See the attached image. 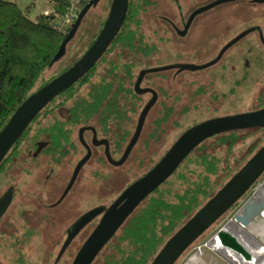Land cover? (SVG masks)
<instances>
[{"label": "trees", "instance_id": "trees-1", "mask_svg": "<svg viewBox=\"0 0 264 264\" xmlns=\"http://www.w3.org/2000/svg\"><path fill=\"white\" fill-rule=\"evenodd\" d=\"M68 1L45 0L43 8L32 18L28 10L35 0L25 6L16 0H0V129L30 93L57 74L53 72L39 81L71 27L70 23L59 24ZM87 1L83 0L81 7ZM156 4V0H129L125 19L105 53L36 114L1 160L0 170L20 151L24 138L35 149L41 143L42 151L56 164L76 154L72 128L100 108L107 112L103 102L110 96L108 87L114 77L122 78L116 72L131 62L130 56L141 57L146 12ZM157 46L158 39L153 35L149 53L155 52ZM113 47L118 50L117 59L104 60V70L100 72L98 63ZM83 85L88 88L85 92ZM255 136L253 129L244 128L241 134L231 131L219 136L212 142L215 147L211 150L205 140L199 143L128 215L110 239V249L105 251L102 264H149L166 239L242 165L246 157L240 158L239 152ZM258 144L250 145V153ZM234 161L237 165H233Z\"/></svg>", "mask_w": 264, "mask_h": 264}, {"label": "rangeland", "instance_id": "rangeland-1", "mask_svg": "<svg viewBox=\"0 0 264 264\" xmlns=\"http://www.w3.org/2000/svg\"><path fill=\"white\" fill-rule=\"evenodd\" d=\"M207 1L210 2L212 0H156L157 4L152 5L151 8H149L146 12L145 21L147 22V28H145V33H149L151 40L153 39V35L158 37L157 32H165L166 26L170 28V24L167 21L168 18L174 19L178 24H180L181 14L186 17L191 12V10L197 8V5H202ZM110 2L111 0H99L96 4H93L89 8V10L83 16L74 36L68 41L64 55L55 62L50 63V65L40 75L39 81H43L53 72H61V69L71 64L83 53L102 26V23L107 16ZM241 3L242 0H225L198 13L190 31L184 36L176 34V32H174L173 28L171 27L168 31L169 38L165 40L167 41L165 44L167 50L165 49L166 51L164 52L166 53L169 51L174 53L176 51L177 56L187 62L195 63L204 61L209 56H211L212 52L216 51L220 42L222 39H224V21L231 22L232 20L237 21L239 19L240 15L239 12H236V9H241ZM42 5V0H36L34 4L29 7L28 11L32 18H34L35 15L43 8ZM249 10V8H245L244 15H248ZM208 18L211 19V24H203ZM208 28L211 29L212 36H206V31ZM209 41L211 42L209 43ZM230 55L231 53L228 54V57ZM117 56L118 50L113 47L112 50H109L108 53H106L105 58L98 63L97 69L99 68L100 72H103L101 71L104 70L105 63L103 61L109 58L115 60L117 59ZM162 61L163 60H160L159 58L157 59L156 56L150 63L157 65ZM224 63L225 64L223 65L222 62H220L216 65H211L209 68H206L215 79L218 88L223 92V103L222 105L216 104V109H220L219 112H230L232 110L248 109L251 107L257 108L260 104H263V84L259 82L257 85H255L252 81V78H248L243 84L241 82L239 83L240 86H236V84H238L237 81L231 82L226 80V76L229 77L233 71L229 61L225 60ZM167 74L168 76L164 80L159 79L160 82L165 85L178 86L179 83L183 82L185 77L181 75L176 83H172L170 82L171 72ZM204 74L205 70L191 73L190 76H194L197 80V83H199L201 80H206L207 77H205ZM115 78L116 77H114L112 84L108 87L112 90L113 95H117ZM185 89L189 88L185 87ZM164 99L165 101L163 102H166L167 104L173 103L170 106H174L175 110L170 112L169 115L167 114V118H164V120H161V122L158 123L157 120L160 118L159 114L162 110L161 107H165L163 106V103L160 104L157 102L154 104L153 108H151L145 119L137 142L133 146L130 155L123 164L113 165L105 161L104 155L101 151L100 178L102 180L99 188L101 191H103L102 197L105 199V201H110L128 183L132 182L134 179L139 177L142 172L150 168L154 162L164 153L165 149H167V144H169L175 138V136L185 127V125L215 113V104L213 103V105L211 103V97L204 92L195 95L191 102L188 98L183 99L182 101H178V99V102H173L172 94ZM193 101L197 102L198 106L200 105L197 107L198 111L195 114L190 113L189 118H182L183 115L181 110L187 103H193ZM179 117L181 119L180 125L176 123ZM248 128L253 129L256 133V136L252 143L245 147L243 152H239V157L243 158L245 156L246 159L252 154V152L250 153L249 149L250 145L252 146V144L255 142V144L259 143V146L264 141V127L257 128L253 126ZM243 131L244 129H238V133L240 134ZM220 134L223 135V133ZM219 136L221 135H214L213 137L207 138L205 140V143L209 145V150L215 147H212L211 144L212 142L214 143V141H216ZM22 142L23 146L21 147L20 151L13 155L12 158L5 164L4 168L0 170V194L10 182L15 185L18 192L15 200H13V203L7 209L5 218L0 223V242L3 238H8L14 235L13 232L17 225L15 221H17L19 217L23 216L18 214L22 211H25V215L29 217V220L34 224V227L37 228L36 231L44 229L47 232L49 238H52V241H55V236L59 238L63 232L59 231V225L63 226L71 222L83 210L82 207L84 202L80 198V195L84 194L79 192L84 190V193L87 194L92 190V188H94L91 186L92 178L90 179V175L94 172L96 162L93 157L88 161V163L79 172L76 181L73 184L72 191L67 196L68 199L63 203L62 206L50 211V222L42 221L40 220L39 214V210L42 205L39 197L40 184H36L35 179L33 178L44 179V174L49 173V171L48 168L45 169L46 166L44 167L42 156L40 157L39 155L37 157H33V151L35 148L29 146V143L25 138L22 140ZM82 151L83 149L80 147L75 155L72 157L70 156V158L65 159L59 164H56L57 167L56 171H54V174L57 175L58 180L61 182H59L58 187H55L56 191H53L56 192L53 194V199H55L58 193L63 189L65 182L71 175L73 164L81 155ZM118 155L119 153L116 156ZM240 158L237 161H240ZM246 159H244V161ZM234 164L237 165L236 161L233 162V165ZM241 164H239L237 167H239ZM263 180L264 175L260 176L256 180L257 183L249 188L236 203H234L219 218H217V220L212 223V226L208 228L209 230L206 229L198 238H196L194 241V246H190L189 249L183 252L177 258L174 264H230L225 258L207 247L205 242L209 239L216 228L218 229L228 219L235 218L244 203L257 191L260 185H262ZM95 189H97L95 192L99 190L98 188ZM95 192H90L87 197L91 196L90 198L93 199L94 195H96ZM90 198H87L85 204L90 202ZM38 201H40L41 205ZM93 225L94 223L87 226L72 242L68 248V256L63 260V264H65L66 261H71L75 251L86 238L89 231H91L90 229ZM246 230L251 234L254 233H252L251 230ZM41 232L43 236H37L38 234L36 235V259L40 260V256H42V264H52L49 259L57 249V245L47 238L46 234H43V230ZM48 239L50 242H46ZM41 240L45 241L48 246H41ZM109 244L110 243L108 242L100 250L92 264H102L105 251L110 249ZM39 247L44 249H39ZM39 254L40 256L38 257ZM0 264H7V262L6 260L2 262L0 259Z\"/></svg>", "mask_w": 264, "mask_h": 264}, {"label": "flooded vegetation", "instance_id": "flooded-vegetation-1", "mask_svg": "<svg viewBox=\"0 0 264 264\" xmlns=\"http://www.w3.org/2000/svg\"><path fill=\"white\" fill-rule=\"evenodd\" d=\"M208 2L209 1L204 2L202 5L207 4ZM202 5H197V7L202 6ZM240 6H242L241 9H236V12H239V15H240L237 21H234V20H232L231 22L224 21V29H223L224 39H222L216 51L212 52L211 56H209L204 61L195 62V64H204L206 62L211 61L219 54V52L221 51L224 45L226 44L228 45L224 48V50L222 51L221 55L219 56L217 60L209 63L208 65L201 66L198 68L180 67L182 63H194V62H187L179 58L176 54V51L174 53L169 52V51L165 53L164 51L167 50L165 46L167 41L165 40L169 38L168 31L170 30L171 27L173 28L174 32H176V34L180 36H184L188 34L197 14L210 7L196 13L187 26H186L187 19L189 17V14L192 12V10L186 17L181 14L180 24H178L174 19L168 18L167 21L170 24V28L166 26L165 32H157L158 46L155 52L149 53L148 49H149V42H150L151 37L149 33L147 34L144 32L143 41H142L143 45L141 49V57L138 58L137 54L134 56H130L131 62L128 65H126L125 68H123L121 71L116 72V74L119 77H124L121 79L118 78L116 80L117 95H113L112 90L108 88L109 89L108 92H110V96L109 97L107 96L108 100L103 102V108L107 109V112H103V111L101 112L102 108H100L98 112H93L87 115L86 119L78 123V125L75 128H72V131L74 134L73 141L75 142L77 151L79 150L80 147H82L83 149L81 155L78 157L76 162L73 164L72 172L79 158L82 157L89 148L91 150V154L89 158L84 162L79 172L88 163V161L93 157V159L96 162V166L94 167V172L91 173L90 175V179L92 178L91 186L94 187L92 188L90 192H93V191L95 192V190H97L95 188H98L99 190L95 192L96 195H94L93 199L90 198L91 196L87 197V195L90 192L87 194L84 193V190L79 192L81 194H84V195H80V198L84 202V205L82 207L83 210L71 222L63 226L59 225V231H63V232L59 238L55 236V239H54L55 241H52L53 239L49 238L47 232L44 229H42V226H41V229L43 230V234L44 235L46 234L47 238H49L55 245H57V249L54 251V253L51 255L49 259V261L52 264H63L64 263L63 260L65 259V257L68 256V248L72 244V242L76 239V237L87 226L92 225V223H94V225L90 229L92 231V229L96 226V224L100 220L103 212L108 207V205L111 202H113L116 199V197L120 194V192L129 184L128 183L124 188H122V190L119 191L110 201H105V199L102 197L103 191H101L99 188V185L102 180L100 178L101 151L104 155L105 161L113 165H120V164H123L127 160L132 149L130 150L128 156L122 163L114 164L113 162H110L106 156V153H105L106 143L97 142V140H100L101 138H106L108 141L107 145H108V149H109L111 156L114 159H119L121 155L123 154L125 147L136 128L137 120H138L139 114L144 104L154 95V93L156 94L155 101L149 108L146 114V117L149 111L151 110V108H153L154 104H156L157 102L160 104L163 103L164 104L163 106L165 108L161 107L162 110L159 114L160 118L157 120L158 123H160L161 120H164V118H167V114L169 115L170 112L175 110L174 106H170L173 103L167 104L166 102H163L165 101L164 98L170 96V94H172L173 102L174 101L176 102L178 99H179L178 101H182L183 99H186V98H188L189 101L191 102V100L194 98L195 95H197L198 93L204 92V93H207L211 97V103L215 104V105L213 104L215 113L210 114L208 117L199 119L197 121H194L192 123H188L187 125H185V127L175 136V138L169 144H167V149L174 142V140L182 133V131H184L185 129H187L189 126H191L192 124L196 122L202 121L206 118L213 117V116L232 114L236 112L257 109V108L264 106V103H263V104H260L259 107L257 108L251 107L248 109L232 110L230 112H219L220 109H216V104L222 105L223 92L218 88V86L216 85L215 79L209 73L208 69H206V68L211 67V65H216L220 62H222V64L224 65L225 64L224 61L226 60L230 62V65L233 71V73H231L229 77L226 76V80L231 81V82L237 81L238 84H236V86H240L239 83L242 82L243 84L248 78H252V81L255 85H257L260 82L264 86V0H242V3L240 4ZM245 8L250 9L248 11V15H244ZM240 12H243V13H240ZM203 24L210 25L211 19L208 18ZM206 36H212V31L210 28H208V30L206 31ZM235 37L237 38L233 40V38ZM210 42L211 41H209V43ZM230 53L231 55L228 57V54ZM156 56H157V59L159 58L160 60H163V61L157 65H155L154 63H150L152 59L155 58ZM139 59L141 61H138ZM167 64H174V65L164 68V69L148 70L144 72L142 75L140 84H139L140 87L144 88V90L142 92H138L136 90L135 82H136V79L141 69H146L151 66L167 65ZM204 70H205L204 75L205 77H207L206 80H201L199 83H197L196 78L192 75L190 76L191 73H196L199 71L201 72ZM170 72H171L170 82L176 83V81L178 80L179 77H181V75L185 76L183 82L179 83L178 86L165 85L161 83L159 79L164 80L168 76L167 73H170ZM122 85H126L127 87H123ZM185 87H188L189 89H185ZM82 90L83 92H85L88 90V88L85 85H83ZM133 91L134 93H132ZM82 95L84 94L82 93ZM199 106L197 102L195 101H193V103H187L181 110L182 115H183L182 118L184 117L189 118L190 113L195 114L198 111L197 107ZM179 119L180 117L176 121L178 125H180V121H181V119L180 120ZM82 126L83 127L85 126V128L83 129L84 142H82L79 138V129ZM254 127L259 128V127H264V125L263 126L259 125V126H254ZM244 128H248V127H243L241 129H244ZM238 129L239 128H233V129L221 131V132H218L216 134L206 137L204 140H206L207 138L213 137L214 135L216 136L222 135L220 133H223V135L231 131L238 133ZM94 135L96 137H94ZM41 145L42 144L39 143L37 149L33 151V157H37L39 155L40 157L42 156V162L44 164V167L46 166L45 169L48 168L49 173L44 174V179H41V178H33V179H35L36 184H40L39 197H40V201L42 204L41 205L40 201H38L39 204L41 205V208L39 210L40 220L49 221L50 211L52 209L59 208L68 199L67 196L72 191L73 184L75 183L79 172L76 178L74 179L73 183L67 190V192L63 194V191L65 187L67 186L69 179L72 175V172H71V175L69 179H67V181L65 182L63 189L58 193L57 197L53 199V194L56 193L53 191H56L55 187H58L59 182L61 181H59L57 178V175L54 174V171H56V167H57L56 163H53L52 160H49L48 155L42 151ZM167 149H165V151ZM118 153L119 155L116 156ZM43 156H47V157L44 158ZM144 172H142L141 175ZM10 187H12V190H13L12 198L7 208L5 209L3 214L0 216V223L5 218L7 209L13 203V200H15V197L17 196V193H18L15 185L12 182H10L5 187V189L1 192L0 196ZM87 198H90V202L88 204H85V201L87 200ZM103 201L108 202V203H105ZM91 211H93L92 216H90L89 219L75 232L72 238L67 243H65L66 239L69 236V233L72 231V228H71L72 224L76 222L83 214L91 212ZM18 214L23 215V216L19 217L18 220L15 221L17 225L13 232L14 235L8 238H3L0 242V259L2 260V262L6 260L7 264H42V256H40L39 254L38 257L40 256V260L39 259L37 260L36 255H35L36 246H37L36 235L38 234L37 236H43L41 232L42 230L36 231L37 228L34 227V224L29 220V217L25 215V211H22L21 213H18ZM91 231H89V233ZM111 238H109L104 243L101 249L110 241ZM49 239L46 240V242H50ZM40 242H41V246H44V247L48 246V244L45 241L41 240ZM80 246L78 247V249L80 248ZM39 249L43 250L44 248L39 247ZM78 249L75 251L74 256L76 255ZM100 250L97 252V254L95 255V257L93 258L90 264H92V262L95 260ZM74 256H72L70 262L66 261L65 264H71L74 259Z\"/></svg>", "mask_w": 264, "mask_h": 264}, {"label": "water", "instance_id": "water-1", "mask_svg": "<svg viewBox=\"0 0 264 264\" xmlns=\"http://www.w3.org/2000/svg\"><path fill=\"white\" fill-rule=\"evenodd\" d=\"M98 1L99 0H88L82 6L50 63H53L64 55L66 45L74 36L83 16L89 8ZM221 1L225 0H212L192 10L187 19L186 26L196 13ZM128 3L129 0H111L107 16L102 26L83 53L61 72L30 93L15 108L0 129V162L36 114L55 96L84 75L105 53L125 19ZM236 38L237 37L233 38V40ZM227 45L228 44L224 45L219 54L209 62L204 64L182 63L180 67L198 68L208 65L219 58ZM172 65L174 64L151 66L146 69H141L135 82L136 90L138 92L144 90V88L139 85L144 72L148 70L164 69ZM155 97L156 94L154 93L144 104L139 114L136 128L119 159H114L111 156L106 138L97 140V142L106 143L105 153L110 162L120 164L126 159L140 135L146 114L155 101ZM259 125H264V106L257 109L209 117L192 124L182 131L161 157H159V159L142 175L130 182L120 192L116 199L108 205L96 226L78 249L71 264H90L97 252L104 243L112 237L128 215L149 193L167 179L189 153L206 137L233 128ZM84 128L85 126H82L79 129V138L82 142H84ZM94 137L96 136L94 135ZM90 154L91 150L88 148L87 152L79 158L63 194L67 192ZM263 172L264 142L166 239L149 264H173L196 238L208 229L217 218L236 203L238 199L253 186ZM12 191V187H10L0 196V216L7 208L12 198ZM92 213L93 211L83 214L72 224V231L69 233L65 243H67L75 232L90 216H92ZM232 221L233 219H228L223 223L222 226L212 233L205 244L225 258L230 264H253L250 247L246 241H243L242 237L238 236L233 227L230 226ZM233 259H235V261Z\"/></svg>", "mask_w": 264, "mask_h": 264}, {"label": "bare ground", "instance_id": "bare-ground-1", "mask_svg": "<svg viewBox=\"0 0 264 264\" xmlns=\"http://www.w3.org/2000/svg\"><path fill=\"white\" fill-rule=\"evenodd\" d=\"M263 173L260 176H263ZM230 224L238 236L242 237L243 241L248 243L252 253L253 264H264V183L244 203ZM246 229L254 233L251 234ZM233 260L235 261V259Z\"/></svg>", "mask_w": 264, "mask_h": 264}, {"label": "built area", "instance_id": "built-area-1", "mask_svg": "<svg viewBox=\"0 0 264 264\" xmlns=\"http://www.w3.org/2000/svg\"><path fill=\"white\" fill-rule=\"evenodd\" d=\"M82 2L83 0H70V2L68 1V7L65 11L63 18H61V20L59 21V24L60 25L69 24V23L72 24V22L75 20V18L78 15ZM263 183L264 180L262 181V184Z\"/></svg>", "mask_w": 264, "mask_h": 264}, {"label": "crops", "instance_id": "crops-1", "mask_svg": "<svg viewBox=\"0 0 264 264\" xmlns=\"http://www.w3.org/2000/svg\"><path fill=\"white\" fill-rule=\"evenodd\" d=\"M21 6H25V5H27L30 1H32V0H16ZM36 1V0H35ZM44 2H45V0H42V3H43V5H44ZM42 5V6H43Z\"/></svg>", "mask_w": 264, "mask_h": 264}, {"label": "clouds", "instance_id": "clouds-1", "mask_svg": "<svg viewBox=\"0 0 264 264\" xmlns=\"http://www.w3.org/2000/svg\"><path fill=\"white\" fill-rule=\"evenodd\" d=\"M82 7H80V9H81ZM80 11V10H79ZM73 23V22H72Z\"/></svg>", "mask_w": 264, "mask_h": 264}]
</instances>
